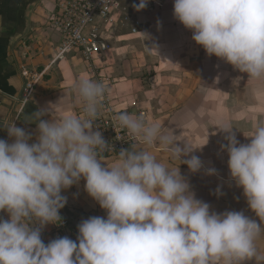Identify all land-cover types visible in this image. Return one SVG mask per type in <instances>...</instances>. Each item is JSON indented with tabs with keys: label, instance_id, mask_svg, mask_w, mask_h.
Listing matches in <instances>:
<instances>
[{
	"label": "clouds",
	"instance_id": "1",
	"mask_svg": "<svg viewBox=\"0 0 264 264\" xmlns=\"http://www.w3.org/2000/svg\"><path fill=\"white\" fill-rule=\"evenodd\" d=\"M149 0L134 4L136 11ZM174 17L193 31V40L209 56L231 64L250 78H264V0H174ZM84 116L44 120L38 111V136L13 122L7 126L14 142L0 139V264H264L257 241L264 228L243 211L211 210L197 199L180 170H172L147 150L122 149L118 162L104 166L99 152L107 148L93 131L102 82L81 76L74 85ZM119 124L146 145H159L179 158L192 173L203 168L196 148L178 146L175 136L155 122L127 112ZM227 143L230 177L243 189L248 206L264 221V126L249 143H241L227 123L219 125ZM207 175H216L209 168ZM81 178L87 193L107 213L78 225L74 241L57 238L45 244L41 228L61 221L67 204L62 190ZM221 195V189L216 190ZM35 225H39L36 227Z\"/></svg>",
	"mask_w": 264,
	"mask_h": 264
},
{
	"label": "crops",
	"instance_id": "2",
	"mask_svg": "<svg viewBox=\"0 0 264 264\" xmlns=\"http://www.w3.org/2000/svg\"><path fill=\"white\" fill-rule=\"evenodd\" d=\"M53 7L54 0H0V139L9 143L14 137H9L7 126L14 122L21 103L24 69L45 71L15 123L32 135L30 143L39 134L38 111L46 109L41 118L52 120L78 115L83 105L74 85L81 76H89L79 56L55 60L60 36L50 23ZM133 27L140 32L118 28L112 49L105 55L104 64L116 80L113 95L122 112L137 117L145 111L147 122L159 123L164 133L180 140L178 146L190 143L196 149L181 159L196 155L203 168L192 173L159 143L149 146L142 141L131 150H147L169 169H179L196 198L209 203L212 211H243L264 228V221L248 206L243 189L230 177L229 157L221 149L227 141L219 129L227 123L241 143L250 142L246 136L264 126V78H250L215 55L209 56L193 40V31L174 17V0L154 11L137 12ZM99 158L104 166L118 162L117 157ZM209 168L217 174L207 175ZM85 184L81 178L62 190L66 210L77 208L85 219L106 218V211L87 193ZM218 187L221 195L216 193ZM262 235L257 241L260 249Z\"/></svg>",
	"mask_w": 264,
	"mask_h": 264
},
{
	"label": "built area",
	"instance_id": "3",
	"mask_svg": "<svg viewBox=\"0 0 264 264\" xmlns=\"http://www.w3.org/2000/svg\"><path fill=\"white\" fill-rule=\"evenodd\" d=\"M129 1L137 5L140 2V0H54V7L50 14L51 26L60 36L55 60H63L68 55L79 56L88 78L105 85L106 92L99 101L93 128V131L102 133L108 144L106 149L99 152V157L118 158L122 149L131 150L137 143L142 142L139 137L130 133L118 122L117 117L123 112L113 95L116 80L104 64L105 55L112 49V37L118 27L117 16L125 9V4ZM166 1L149 0L145 9L154 11ZM138 32L140 31L137 27L131 28L132 34ZM22 76L25 83L21 103L16 108L14 123L17 122L38 83L44 79L45 71L24 69ZM78 115L84 116L83 105L79 108ZM137 117H143L147 121L145 111H140ZM61 218V221H57L58 224L51 223L52 227L42 233L45 244L57 238H70L67 233L69 221L63 215Z\"/></svg>",
	"mask_w": 264,
	"mask_h": 264
},
{
	"label": "rangeland",
	"instance_id": "4",
	"mask_svg": "<svg viewBox=\"0 0 264 264\" xmlns=\"http://www.w3.org/2000/svg\"><path fill=\"white\" fill-rule=\"evenodd\" d=\"M134 4L135 3L130 2V1L125 4V9H123L117 16V21H118L117 29L119 28L122 31H128L134 26L136 22V14L138 12L133 7ZM60 213L61 215L65 216L69 221V228L67 232L69 237L76 241L79 235L78 225L83 220H85V218H83L82 216L83 213L79 211L77 208L74 211H72V210H66L65 207L60 210ZM0 218L8 220L10 219V216L4 210V211H0ZM35 226L39 227V225H35ZM51 227H52V224L49 223V224L44 225L41 228V238H42V233H44V231L49 230ZM261 250H264V244L261 245ZM252 262H253L252 260L246 261L245 264H252Z\"/></svg>",
	"mask_w": 264,
	"mask_h": 264
}]
</instances>
